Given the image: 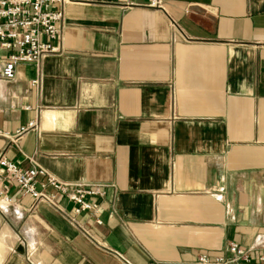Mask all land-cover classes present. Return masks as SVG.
Masks as SVG:
<instances>
[{"label":"crops","instance_id":"1","mask_svg":"<svg viewBox=\"0 0 264 264\" xmlns=\"http://www.w3.org/2000/svg\"><path fill=\"white\" fill-rule=\"evenodd\" d=\"M133 1L75 0L59 51L0 76V155L104 191L74 215L10 183L0 264L264 252V0Z\"/></svg>","mask_w":264,"mask_h":264},{"label":"built area","instance_id":"2","mask_svg":"<svg viewBox=\"0 0 264 264\" xmlns=\"http://www.w3.org/2000/svg\"><path fill=\"white\" fill-rule=\"evenodd\" d=\"M130 7L133 0H95ZM75 0H0V49L7 53L0 76L11 79L18 64H38L48 54L59 51L62 23L66 6ZM146 6L158 7L160 0H147ZM36 83V81H33ZM10 183L25 195L36 201L57 205V197H65L73 204L72 213H97L98 205L92 197L104 196L99 185L87 186L60 181L43 168L32 166L22 168L15 162L0 155V199L10 202ZM51 187L55 193H48ZM68 217L74 220L73 216ZM230 250L234 257L251 263L248 252L232 243ZM222 257L211 258L207 254L198 255L194 264H226ZM256 264H264V252L255 259Z\"/></svg>","mask_w":264,"mask_h":264}]
</instances>
